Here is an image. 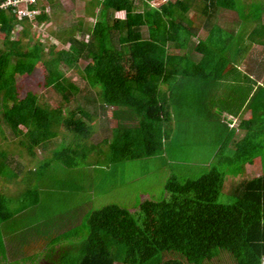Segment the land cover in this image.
I'll list each match as a JSON object with an SVG mask.
<instances>
[{
	"label": "trees",
	"instance_id": "trees-1",
	"mask_svg": "<svg viewBox=\"0 0 264 264\" xmlns=\"http://www.w3.org/2000/svg\"><path fill=\"white\" fill-rule=\"evenodd\" d=\"M45 1L54 6V0ZM153 1L93 0L101 19L82 37L70 36L68 48L50 47L47 54L38 43L25 46L14 37L17 25L30 26L27 18L0 10V131L20 148V155L35 160L24 174L16 159L5 154L0 159L3 182L21 176L22 183H29L18 209L0 192V225L45 203L42 182L55 174V185H63L64 176L90 157L95 165H118L158 156L181 112L206 118L216 139L206 172L197 178L170 176L164 199L143 196L132 208L107 204L80 209L68 222L58 220L52 240L34 241L50 244L48 250L41 245L35 264H219L222 258L230 264H262L264 86L257 79L264 73V0H166L158 7ZM193 7L204 18L201 25L187 19ZM220 10L234 13L243 25L237 30L220 26ZM119 12L125 13L123 19L114 16ZM49 20L43 13L35 22ZM201 30L204 38H199ZM80 61L86 63L82 79L89 93L95 92L92 98L83 97L85 104L111 109L117 119L110 139L98 143L89 144L95 113L81 104L69 106L82 98V89L63 67ZM37 70L43 88L54 90L61 106L41 102L33 91L21 96L18 78ZM246 110L251 117L241 121L242 135L236 139L226 118ZM37 150L44 154L40 160ZM256 159L262 174L231 186L232 202L219 203L225 178L242 175L243 166ZM34 179L40 184L32 187ZM4 245L7 261L13 257Z\"/></svg>",
	"mask_w": 264,
	"mask_h": 264
},
{
	"label": "rangeland",
	"instance_id": "rangeland-1",
	"mask_svg": "<svg viewBox=\"0 0 264 264\" xmlns=\"http://www.w3.org/2000/svg\"><path fill=\"white\" fill-rule=\"evenodd\" d=\"M91 1L93 0H54V6L50 5L47 13L50 17L49 21L44 23L30 21L29 27L24 23L17 25L14 37L18 38L25 46H29L33 42L38 43L40 47H43L45 54L48 53L50 47H54V51L68 48L66 41L70 36L80 35L82 37L83 33H88L93 24L101 19L100 8L92 4ZM165 1L154 0L151 4L158 7ZM114 16L124 18L125 13H115ZM187 19L195 25H201V21L204 20L199 15V7L192 10ZM216 22L228 30L240 28L236 15L223 10L217 13ZM247 26L248 23L243 27ZM80 28L81 31H79ZM204 36L205 33L201 30L199 38H204ZM196 41L194 39L193 44ZM85 64L84 61H80L74 65L64 66L63 70L66 76L82 89V98L73 100L69 105L70 109H76L81 104L80 107L85 108L90 114L95 113L96 115L92 123L95 135L89 140L90 144L101 142L103 138L110 139V128L117 124V119L112 116L111 109L104 112L98 103L87 102L85 104L83 97L92 98L95 93L94 91L89 93L90 88L82 79V69ZM18 81L21 96H24L28 91H33L39 95L41 102L48 103L51 107L62 105L60 97L54 90L43 88V76L40 70H37L32 76L20 77ZM173 128L171 137L164 142L162 151L156 157L127 161L118 165H105L104 163L95 165L94 160L90 157L83 166L70 170L64 176L63 185H55L58 182V177L55 174L47 179L49 181H43L45 189L43 202L45 203H39L34 207L30 206L22 214L0 225V264H26L25 262L28 261L29 264L31 262L35 264L38 262L43 250L42 246L45 248L44 250L50 249L48 246L50 244L44 245L41 241L46 243L48 239L52 240L51 237H54L56 226L59 224L58 220L62 222L63 220L65 222H68L69 219L73 220L79 216L80 213L77 211L80 209H98L107 204L132 208L142 200L143 196L162 200L165 198L164 184L170 176L197 178L204 174L209 157L213 156L217 150L216 139L210 123L206 118L190 117L185 112H181V116L173 122ZM67 139L69 140V137ZM61 140L60 136L56 146H59ZM19 149L15 143L10 141L4 131H0V159H5L3 154L6 159H16L21 163L23 169L27 170H23L24 174H27L28 170L35 166V160L31 162L25 154L20 155ZM40 151L37 150V160L44 156ZM104 151L107 152V150ZM106 156L107 154L103 159H107ZM261 174L259 164L255 163L244 168L242 175L236 178L227 176L219 203L229 204L232 202V198L228 194L231 186L242 179H252ZM21 179L20 176L12 183L3 182L0 179V192L12 198L13 209L19 208V197L29 186L27 182L22 183ZM37 184L40 183L36 181L35 184L34 179V183H30V186L35 187ZM24 239L26 242L22 243ZM36 239L41 240L39 245H35ZM4 244L12 252L10 253L13 257L10 258L12 261L9 259L5 261L6 259L3 258ZM15 248L18 249L14 252ZM20 257L22 258L20 259ZM224 259L222 258L219 264H230L226 263Z\"/></svg>",
	"mask_w": 264,
	"mask_h": 264
},
{
	"label": "built area",
	"instance_id": "built-area-1",
	"mask_svg": "<svg viewBox=\"0 0 264 264\" xmlns=\"http://www.w3.org/2000/svg\"><path fill=\"white\" fill-rule=\"evenodd\" d=\"M49 9L50 5L45 0H0V10H11L19 20L27 18L28 21H35L43 13L47 14Z\"/></svg>",
	"mask_w": 264,
	"mask_h": 264
},
{
	"label": "crops",
	"instance_id": "crops-1",
	"mask_svg": "<svg viewBox=\"0 0 264 264\" xmlns=\"http://www.w3.org/2000/svg\"><path fill=\"white\" fill-rule=\"evenodd\" d=\"M122 13V12H121ZM121 19H123V18H121ZM244 68V69H243ZM240 69L243 71H247L246 69H245V66L244 67H240ZM249 71V70H248ZM250 73V72H249ZM257 83L259 84V85H262V86H264V73H263V78L262 79H257ZM256 88V87H255ZM251 117V111H249V110H246L245 112H242L241 114H239V116L238 117H236V118H229V117H227L226 119L227 120H229L227 123H228V125H229V127L230 128H232L233 130H235V132H236V136H235V138L237 139V138H239L241 135H242V131H239L238 130V126H239V124L241 123V121H244V120H247V119H249ZM255 163H258L259 164V168L261 169V171H262V168H261V163H260V159H256L255 161H254V164ZM253 165V164H252ZM252 165H250V164H247V165H245V166H243V168H242V171H243V169L244 168H246V167H250V166H252ZM242 173V172H241Z\"/></svg>",
	"mask_w": 264,
	"mask_h": 264
}]
</instances>
